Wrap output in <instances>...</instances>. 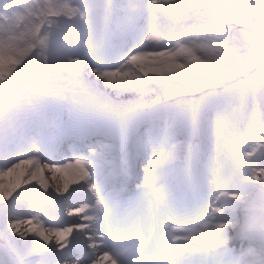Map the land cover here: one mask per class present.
Segmentation results:
<instances>
[{"label": "snow or ice", "instance_id": "6c2138e0", "mask_svg": "<svg viewBox=\"0 0 264 264\" xmlns=\"http://www.w3.org/2000/svg\"><path fill=\"white\" fill-rule=\"evenodd\" d=\"M0 264H264V0H0Z\"/></svg>", "mask_w": 264, "mask_h": 264}, {"label": "bare ground", "instance_id": "6f19581e", "mask_svg": "<svg viewBox=\"0 0 264 264\" xmlns=\"http://www.w3.org/2000/svg\"><path fill=\"white\" fill-rule=\"evenodd\" d=\"M145 42H146V40H145ZM145 42H144V43H145ZM150 43H152V42L147 41V42L145 43V45H148V44H150ZM258 163H259V162H258ZM57 175L60 176V179H59V180L54 179L53 176H52L51 174H49V173L46 172V173H45V179H48V180L50 179V181L53 182L55 185L60 184L61 186L63 185L64 182L68 181V182H69V188L77 187V185H74V184L71 183V176H70V175H68V174H59V173H58ZM29 187H30L29 185H23V186H22L20 189H18L17 191H19V192L23 193L25 196H27V195H30V193H25V192H24V189H25V188L30 189ZM74 205H75V206H79V202L74 203ZM68 218H69V219H72V217H69V216H68Z\"/></svg>", "mask_w": 264, "mask_h": 264}, {"label": "rangeland", "instance_id": "374dc122", "mask_svg": "<svg viewBox=\"0 0 264 264\" xmlns=\"http://www.w3.org/2000/svg\"><path fill=\"white\" fill-rule=\"evenodd\" d=\"M22 2H26V0H22ZM37 2H41V0H37ZM46 181L49 184L50 189H54L56 187V185L53 182H51L50 179L49 180L46 179ZM29 186H31V185H29Z\"/></svg>", "mask_w": 264, "mask_h": 264}]
</instances>
